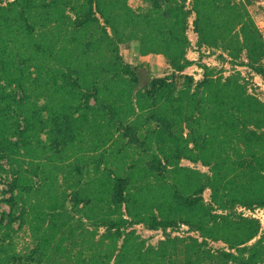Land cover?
<instances>
[{"label": "trees", "instance_id": "trees-1", "mask_svg": "<svg viewBox=\"0 0 264 264\" xmlns=\"http://www.w3.org/2000/svg\"><path fill=\"white\" fill-rule=\"evenodd\" d=\"M251 4L0 0V264H264L243 212L264 209V99L236 69L264 80ZM121 45L166 72L139 85Z\"/></svg>", "mask_w": 264, "mask_h": 264}, {"label": "rangeland", "instance_id": "rangeland-1", "mask_svg": "<svg viewBox=\"0 0 264 264\" xmlns=\"http://www.w3.org/2000/svg\"><path fill=\"white\" fill-rule=\"evenodd\" d=\"M128 2L136 7L140 4V0H128ZM188 36L191 39L192 42H195V35L191 30L188 32ZM121 52L124 56V59L126 61L131 62L133 65L143 64L144 66L138 68L139 76H141V71H145L151 75H162L166 72V65L164 62V58L159 56H150L146 59L139 58V56L136 54V51L133 47V45H130L128 48L124 45H121ZM189 58L196 60L198 59V53L195 49H191L188 51ZM207 55V53H205ZM202 58V62L209 64V65H215V66H222L225 68V70H230L231 66L227 63H220L215 55H210ZM236 69L240 70L241 73L249 79L251 86L255 87L257 90L259 96L264 99V80L260 78V76L253 74L249 71L246 67H236ZM186 72L189 74H192L196 79H199L201 77V69L197 65H192L186 69ZM182 164L194 166L196 168H199L202 171H207V168L202 166L201 164H193L187 160H182ZM2 188V185H0V189ZM209 191L205 190L203 193V196L208 199ZM6 208V207H5ZM240 210V209H239ZM245 214H247V211H243ZM254 217L258 218L261 222L262 229L264 230V209H258L257 211H252ZM252 216V215H251ZM186 227H182L181 230H185ZM136 232L143 238L147 240V243L155 244L160 238H162V233L160 230H149L146 229L142 225L135 226ZM24 240L22 234L18 237L19 243H22ZM213 247H220L222 245L221 242H213L211 243Z\"/></svg>", "mask_w": 264, "mask_h": 264}, {"label": "crops", "instance_id": "crops-1", "mask_svg": "<svg viewBox=\"0 0 264 264\" xmlns=\"http://www.w3.org/2000/svg\"><path fill=\"white\" fill-rule=\"evenodd\" d=\"M249 9L254 14L255 22L264 37V0H252V4L249 6ZM150 56H153V54H149L146 56H139V58L146 59ZM154 56H159V55H154ZM187 56L189 58V54H187Z\"/></svg>", "mask_w": 264, "mask_h": 264}, {"label": "water", "instance_id": "water-1", "mask_svg": "<svg viewBox=\"0 0 264 264\" xmlns=\"http://www.w3.org/2000/svg\"><path fill=\"white\" fill-rule=\"evenodd\" d=\"M147 78H148V76H147V73L145 72V71H141V76L139 77V85H142V84H144V83H146L147 82Z\"/></svg>", "mask_w": 264, "mask_h": 264}, {"label": "built area", "instance_id": "built-area-1", "mask_svg": "<svg viewBox=\"0 0 264 264\" xmlns=\"http://www.w3.org/2000/svg\"><path fill=\"white\" fill-rule=\"evenodd\" d=\"M258 209H255L254 211H257ZM244 211V210H243ZM245 211H247V214L246 215H252V216H255V215H253V212L252 211H250V210H245ZM245 214V213H244Z\"/></svg>", "mask_w": 264, "mask_h": 264}]
</instances>
